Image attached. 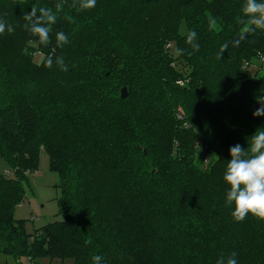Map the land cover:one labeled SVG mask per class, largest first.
I'll return each instance as SVG.
<instances>
[{
    "label": "trees",
    "instance_id": "1",
    "mask_svg": "<svg viewBox=\"0 0 264 264\" xmlns=\"http://www.w3.org/2000/svg\"><path fill=\"white\" fill-rule=\"evenodd\" d=\"M73 2L0 0V19L15 28L0 35V156L10 167L0 173V254L17 264H94L96 255L100 264H216L234 251L237 264H264V220L236 222L223 181L230 146L247 147L264 128L252 115L264 97V29L244 33V0H96L83 11ZM57 3L41 45L23 17ZM191 30L200 50L188 55ZM57 31L69 38L63 47ZM44 150L64 220L32 237L15 211Z\"/></svg>",
    "mask_w": 264,
    "mask_h": 264
},
{
    "label": "clouds",
    "instance_id": "2",
    "mask_svg": "<svg viewBox=\"0 0 264 264\" xmlns=\"http://www.w3.org/2000/svg\"><path fill=\"white\" fill-rule=\"evenodd\" d=\"M96 5V0H74L71 7L78 11L89 10ZM64 5L57 3L55 11L48 7L33 6L30 12L23 17L25 23L23 28L32 36L37 38L41 45L50 42L51 26L56 22L57 15L63 10ZM241 12L246 18L244 33L255 32L257 29H264V0H244L241 5ZM64 19L74 22L70 15H65ZM217 21L209 16V29H217ZM15 31L13 25L0 19V35L5 32L12 34ZM197 32L191 30L186 37V43L191 46L192 55L200 50L197 42ZM57 47H63L69 43L68 36L63 31L55 34ZM185 49H176V55H183ZM52 57H48L45 67L53 66ZM55 64L62 70L68 71V65L62 56L55 59ZM261 105L252 115L254 117L264 116V97L257 98ZM230 159L227 160L223 181L227 185L225 193V203L232 208L231 216L236 222L244 221L249 215L259 220H264V128H257L255 132L247 138V147H242L239 143L230 146ZM237 253L232 252L225 257L223 254L217 259L216 264H237ZM102 257L96 255L92 257L94 264H100Z\"/></svg>",
    "mask_w": 264,
    "mask_h": 264
},
{
    "label": "rangeland",
    "instance_id": "3",
    "mask_svg": "<svg viewBox=\"0 0 264 264\" xmlns=\"http://www.w3.org/2000/svg\"><path fill=\"white\" fill-rule=\"evenodd\" d=\"M43 59L44 55L39 53L35 54L34 61L36 64H41ZM255 71H257L255 68L250 70L252 74ZM259 76H264V70L260 72ZM112 82L115 85V82ZM180 84L184 85L183 83ZM9 170L10 167L0 156V173L6 174ZM24 186L27 196L24 202L17 207L15 218L16 220L25 222V228L28 234L33 237L37 230L64 220L59 210V200L61 198L60 177L51 171L50 157L47 151L44 150L41 152L38 171L28 174ZM22 263L30 264L27 260H23ZM0 264L17 263L12 258L0 254ZM31 264H61V262L54 261L51 263L50 260L42 259ZM64 264L75 263L72 259H68Z\"/></svg>",
    "mask_w": 264,
    "mask_h": 264
},
{
    "label": "water",
    "instance_id": "4",
    "mask_svg": "<svg viewBox=\"0 0 264 264\" xmlns=\"http://www.w3.org/2000/svg\"><path fill=\"white\" fill-rule=\"evenodd\" d=\"M128 96H129L128 89H127V88H123V89L121 90V98H122V99H126Z\"/></svg>",
    "mask_w": 264,
    "mask_h": 264
},
{
    "label": "built area",
    "instance_id": "5",
    "mask_svg": "<svg viewBox=\"0 0 264 264\" xmlns=\"http://www.w3.org/2000/svg\"><path fill=\"white\" fill-rule=\"evenodd\" d=\"M262 61H264V58L262 59ZM8 174V173H7Z\"/></svg>",
    "mask_w": 264,
    "mask_h": 264
}]
</instances>
